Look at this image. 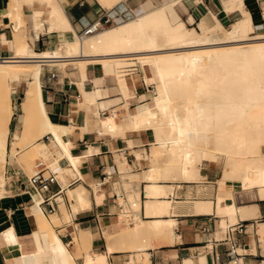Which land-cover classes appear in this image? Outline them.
Listing matches in <instances>:
<instances>
[{"label":"bare ground","instance_id":"obj_1","mask_svg":"<svg viewBox=\"0 0 264 264\" xmlns=\"http://www.w3.org/2000/svg\"><path fill=\"white\" fill-rule=\"evenodd\" d=\"M99 1L110 9L124 0ZM176 1L157 3L89 35L76 31L60 0L8 1L1 12L13 19L14 38L11 41L15 54L0 58L1 184L6 180L2 161L9 152L28 164L33 155H42L59 171V178L71 171L60 165V154L54 156V150L48 145L59 142L72 163L78 160L63 137L69 129L67 124L53 122L48 116L42 98L41 73L44 64L65 65L77 60L84 74L88 62L98 61L103 64L105 73L114 74L120 84L122 77L129 80L140 70L146 82L156 85L151 100L143 103L132 117L134 128L153 129V154H167L163 164L152 163L145 177L151 182L162 178L199 180L203 178L201 168L205 162H217L221 166L218 212L230 216L232 221L237 220L239 213L248 216V206L238 207L226 200L233 196L234 187L227 180L240 181L243 188L256 187L264 197V31L258 30L246 0H223L228 11L238 8L242 12L229 25L216 13L213 24L202 19L196 25L193 17L188 22L173 21L170 4ZM262 2L264 16V0ZM28 4L32 6L30 10L26 9ZM46 10L51 15L49 28L63 29L66 35L56 47L36 51L28 40L26 14L29 12L38 35L45 30ZM24 73L32 78L26 81L21 101L25 113L23 128L13 133L8 148L9 125L14 112L12 92L22 82ZM161 93L163 102L160 101ZM125 98L130 101V96ZM153 108L158 112H153ZM103 124L109 128L107 118H103ZM36 131L53 134L52 141L44 140L45 134L42 140L36 141ZM124 162L127 163L126 157ZM4 192L2 187L0 196ZM78 194L84 198L82 192ZM148 194L156 197L147 200L148 214L170 212L172 201L164 196L167 194L165 186L149 184ZM161 195L163 197L159 198ZM131 197L129 207H137L140 212L141 201ZM33 204L39 232L45 229L49 233V246L27 248L18 238L15 226L11 225L0 232V241L3 244L7 240L14 242L21 251L7 258L6 264H79L76 254L82 246L91 247V237L74 232L77 250L72 252L50 227V217L39 203ZM62 213L70 219L66 205L62 206ZM55 214L60 218L58 212L51 216ZM140 214L135 223L123 228V235L133 238L134 247L143 249L145 234H155L162 240L170 236L173 219L147 222ZM226 224L223 220L224 228ZM260 231L263 235L264 227ZM239 260L242 261V256ZM96 261L108 264L105 255L87 254L86 264Z\"/></svg>","mask_w":264,"mask_h":264},{"label":"crops","instance_id":"obj_2","mask_svg":"<svg viewBox=\"0 0 264 264\" xmlns=\"http://www.w3.org/2000/svg\"><path fill=\"white\" fill-rule=\"evenodd\" d=\"M8 1L0 0V54L12 56L15 54L13 49L15 47L11 41L14 38L12 37L14 24L10 17L1 12ZM148 1L151 3L144 5V0H124L115 7L127 10L128 14L132 15L157 3L171 0ZM60 2L72 26L79 33L85 25L109 9L99 0H60ZM246 2L251 7L258 30L264 31L262 0H246ZM223 3V0H178L170 4V15L173 21L188 22L193 17L194 24L199 25L202 19L213 24L216 13L224 24L229 25L242 12L238 8L228 11ZM50 16L49 11L46 10L45 30L38 36L29 12L26 14L28 40L36 51L56 47L66 35L63 29L49 28ZM82 70L79 62L72 60L65 65L44 64L41 73L42 98L48 116L53 122L67 124L69 129L63 137L71 154L78 157L74 164L66 156L67 152L64 155L66 149L63 147V150L59 142L48 143L54 150V156L60 154V165L71 169L67 175L64 173L65 181L61 176L59 181L69 182L75 174L74 168L82 176L81 180L59 193L63 199L55 212H58L62 219V206L66 205L70 219L61 220L62 222L57 225L52 222L57 234L74 253H76L74 232L79 235L83 232L91 237V247L87 252L83 251V256L77 257L78 263L86 264V256L91 253L93 256L105 255L108 264H227L232 258L228 244L215 243L213 250L207 247L210 246L209 243L207 246L205 244L209 238L222 237L226 229L223 220H226L228 225L244 219L247 223V232L237 233L238 250L242 252V261L239 260V264H264V234L262 235L260 231L261 227H264V197L261 196L259 189L243 188L240 181L227 180L234 187L233 196H228L226 200L235 203L238 207L248 206V216L239 213L237 220L232 221L230 216L218 212L220 188L218 179L221 170L217 162H205L201 168L203 178L199 180L162 178L158 179V182H151L145 177L150 167L141 169L142 166L149 164L147 158H141L142 151L147 152L152 163L157 159L160 164L164 163L167 154L159 153L158 156L153 154L155 144L153 129L134 128L132 117L143 103L151 100L154 92L148 99L150 88L145 80H142L143 76H137L140 70L129 80L122 77L121 84L117 82L114 74L105 73L103 64L98 61L88 62L85 76ZM51 72L55 73V78L50 80L48 75ZM31 78L30 74H23V81ZM125 96H130V101L127 102ZM22 98L23 96H17V90L13 91L14 112L9 125L8 148L11 146L13 133L20 132L23 128L22 117L25 113L21 106ZM153 112H158V109L153 108ZM103 118L108 119L109 128L104 126ZM160 155H166L162 162L159 159ZM125 157L127 163L124 162ZM2 162L5 168V173L3 170L2 173L6 180L0 183V190L4 187L5 191L0 196V232L14 225L18 238L26 243L27 248L48 247L50 236L45 229L39 232L37 218L34 215L35 204H31L28 194L20 191L22 189L20 179L26 180L27 176L31 175L30 172L11 152ZM52 169L56 170L53 167ZM106 169L111 170V176L107 182L100 184L99 181ZM56 171L59 173L58 170ZM152 183L165 186L167 194L164 196L172 201L169 213H147V200L156 199L155 195L148 194V185ZM81 185L87 188L85 200H82L78 193L75 192V196H71L69 192L79 190ZM52 189L57 191L59 185L54 183ZM129 194L141 201V209L137 214L141 213L145 221L173 219L168 238L162 240L156 238L155 234H145L143 240L145 246L141 249L133 246V238L123 235V228L128 224L126 222L128 209L125 210V204L119 199L123 197L126 204L131 205ZM162 197L163 195L159 198ZM52 213L47 215L51 216ZM210 214L213 215L215 223L210 221L212 230L204 231L202 225ZM117 225L120 226L117 235L108 239L107 236L115 231L112 229ZM251 225L258 227L256 233L251 231ZM20 251L21 247L16 243L7 240L3 244L0 241V264H6L7 258L19 255ZM135 251L139 261L136 260ZM146 254L149 256V262L146 260ZM94 264L99 262L96 261Z\"/></svg>","mask_w":264,"mask_h":264},{"label":"built area","instance_id":"obj_3","mask_svg":"<svg viewBox=\"0 0 264 264\" xmlns=\"http://www.w3.org/2000/svg\"><path fill=\"white\" fill-rule=\"evenodd\" d=\"M132 15L128 14L127 10L118 9L117 7L108 9L100 17L85 25L80 34H92L94 32L100 31L107 26L129 18ZM7 56L8 55L0 54V58H6ZM51 73L50 75H48V78L50 80L55 78V73ZM52 135L53 134L47 133L44 135L43 139L47 142H51ZM35 167V172L27 176L26 180L20 179V183L22 185V189L20 191L29 195L31 204L38 202L42 210L46 214L55 212L59 206V202L63 199V197H60L61 195L59 193L65 188L81 180L82 176L78 174V172H76V169L74 168L75 174L74 176H72L71 180L67 183H61L59 181V173L56 170L52 169L51 164L47 160L43 158L38 159ZM111 173V170H104L102 178L99 181L100 184H102L103 182H107L108 178L111 176ZM54 183H57L59 185V189L57 191H54L52 189V185ZM136 212V210L128 211L127 214L130 223H135L137 215ZM210 221L215 223V219L213 218L212 214L209 215L206 222L202 225V229L204 231L212 230ZM241 232H247V223L244 219L229 223L224 230V235L222 237L209 238L205 245L207 246L209 243L210 246L207 247L213 250L215 243L217 244L218 242H225L226 244H228V251L232 255V258L227 262V264H239V256H241L242 253L238 250L239 243L237 233Z\"/></svg>","mask_w":264,"mask_h":264},{"label":"rangeland","instance_id":"obj_4","mask_svg":"<svg viewBox=\"0 0 264 264\" xmlns=\"http://www.w3.org/2000/svg\"><path fill=\"white\" fill-rule=\"evenodd\" d=\"M149 1L148 0H144V5H146V3H148ZM149 3H151V2H149ZM262 4V3H261ZM263 5V4H262ZM31 4H28L27 5V8L26 9H28V10H30L31 9ZM127 19V18H126ZM12 21H13V19H12ZM131 72V71H130ZM148 72H149V70H148ZM137 76L139 77V76H143L142 75V72L141 71H139L138 73H137ZM142 80H144V79H142ZM144 82V81H143ZM146 82V81H145ZM12 83L13 84H18V81H12ZM146 84L147 85H149V88H150V90L148 91V99L151 97V95H152V93L154 92V88L156 87V85L154 84V83H148V82H146ZM158 88H159V86H157ZM25 88H26V81H23L22 80V82L17 86V88L16 89H14V90H17V96H23L24 95V91H25ZM12 94H13V92H12ZM160 101L161 102H163L164 101V98H163V96H162V93H161V95H160ZM37 132V136H36V134H35V136H36V141H40V140H42V136L46 133V132H42V133H40L41 131H36ZM39 135V136H38ZM150 146L151 145H149L148 147L150 148ZM148 148V149H149ZM142 156H141V158H147V161H148V165L147 166H142V168L141 169H144V168H148V167H150V165H151V163H152V161H151V158L147 155V152L145 151V150H143L142 151ZM122 156H124V154H122ZM165 157H166V155H160V157H159V159H160V161L162 162L164 159H165ZM40 158H43V156L42 155H40V154H35V155H33L32 157H31V163H26V162H24V161H21V160H19V162H21V164L25 167V169L28 171V172H30V174H32V173H34L35 172V170H36V167H35V164H36V162H37V160L38 159H40ZM48 161V160H47ZM158 160L157 159H155V162H157ZM158 163V162H157ZM219 168H220V170H221V166H219V165H217ZM2 168H3V171H4V173H5V168H4V165H3V162H2ZM123 169V168H122ZM141 169H139V170H141ZM71 172V171H70ZM221 172V171H220ZM136 180H138L139 181V179H135V181ZM178 180H181V179H178ZM124 181V180H123ZM134 181V180H133ZM237 182V181H236ZM127 189H129V188H127ZM70 192V194H71V196H75V192L76 193H81L82 192V194L84 195V198H81L82 200H85V193L87 192V188L84 186V185H81L80 186V189L79 190H74V191H72V190H70L69 191ZM129 196V199H132L133 197H131L130 196V194L128 195ZM119 201L121 202V203H124L125 204V210H127L128 209V211H131V210H136L137 211V207H132V208H130L129 207V205L128 204H126V202H125V199L123 198V197H121L120 199H119ZM129 201H131V200H129ZM132 202V201H131ZM130 209V210H129ZM122 213V212H121ZM136 213H139V211H137ZM62 216H63V218L61 219V218H58L57 217V214H55V215H52V216H49L50 217V219H49V225H50V227L53 229V231L54 232H56V228L54 227V225L52 224V222L54 223V224H60L62 221L61 220H64V221H68L69 219L68 218H65L64 217V215H63V213H62ZM136 219H138V215H136ZM52 220V221H51ZM126 222L127 223H130L129 222V220H128V217H127V219H126ZM258 228V227H257ZM255 226H253V225H251V231H253L254 233H256L255 232V229H257ZM118 229H120V226H115L114 227V229H112L114 232L112 233V234H109L108 236H107V238L109 239L111 236H116L117 235V233H118ZM57 233V232H56ZM224 234H222L221 236H223ZM75 238V237H74ZM261 242L263 243V240H261ZM263 245H264V243H263ZM68 246V245H67ZM69 247V246H68ZM70 248V247H69ZM75 248H76V250H77V241H76V238H75ZM87 250H88V248L86 247V246H82L81 247V249L79 250V253H77L76 255H77V257L78 256H83V251H86L87 252ZM92 251V250H91ZM134 253H136V260H138L139 261V258H138V254H137V251H135ZM27 264H30L29 262H26ZM32 264H37L36 262H32Z\"/></svg>","mask_w":264,"mask_h":264}]
</instances>
